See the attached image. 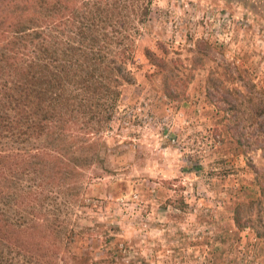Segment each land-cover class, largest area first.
I'll return each mask as SVG.
<instances>
[{"label":"rangeland","instance_id":"374dc122","mask_svg":"<svg viewBox=\"0 0 264 264\" xmlns=\"http://www.w3.org/2000/svg\"><path fill=\"white\" fill-rule=\"evenodd\" d=\"M79 1L64 16L66 35L84 21ZM148 6L134 38V84L120 88L97 136V162L79 188L52 183L47 209L34 214L52 229L45 258L264 264V0ZM145 49L170 70L150 76ZM166 84L174 97L163 96Z\"/></svg>","mask_w":264,"mask_h":264},{"label":"trees","instance_id":"16d2710c","mask_svg":"<svg viewBox=\"0 0 264 264\" xmlns=\"http://www.w3.org/2000/svg\"><path fill=\"white\" fill-rule=\"evenodd\" d=\"M77 2L0 3V264H53L45 258L52 229L34 214L47 209L52 183L79 188L120 88L134 84V38L149 0H80L84 21L66 35L64 16ZM142 55L156 69L150 76L170 70L153 52ZM174 87L164 85L163 96ZM233 221L241 230L237 213Z\"/></svg>","mask_w":264,"mask_h":264}]
</instances>
